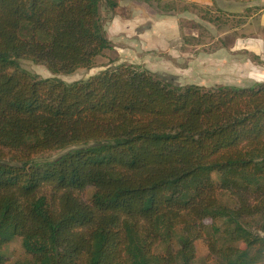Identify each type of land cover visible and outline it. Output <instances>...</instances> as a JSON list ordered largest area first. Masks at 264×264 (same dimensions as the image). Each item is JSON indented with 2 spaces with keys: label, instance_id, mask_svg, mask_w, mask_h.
Instances as JSON below:
<instances>
[{
  "label": "trees",
  "instance_id": "trees-1",
  "mask_svg": "<svg viewBox=\"0 0 264 264\" xmlns=\"http://www.w3.org/2000/svg\"><path fill=\"white\" fill-rule=\"evenodd\" d=\"M120 1L0 0V264H193L201 239L219 264H264V83L20 66L92 68Z\"/></svg>",
  "mask_w": 264,
  "mask_h": 264
},
{
  "label": "rangeland",
  "instance_id": "rangeland-1",
  "mask_svg": "<svg viewBox=\"0 0 264 264\" xmlns=\"http://www.w3.org/2000/svg\"><path fill=\"white\" fill-rule=\"evenodd\" d=\"M263 8L264 0L219 1L211 9L187 0H121L114 11L103 5L100 8L104 33L112 49L97 57L92 68L68 75L53 74L28 58L21 59L20 66L40 78H58L66 83L86 80L121 63L140 65L177 87L196 85L211 89L264 83V60L247 52L238 57L226 55L222 48L231 46L240 35L264 38L257 18ZM240 22H244L243 28ZM56 156L43 153L37 159L50 161ZM87 196L89 193L84 195ZM203 224L210 226L211 221L205 219ZM240 247L244 249L245 245ZM195 248L197 258L193 264H219L216 257L209 256L205 240L196 241ZM7 256L10 261L23 258L19 239L8 246Z\"/></svg>",
  "mask_w": 264,
  "mask_h": 264
},
{
  "label": "crops",
  "instance_id": "crops-1",
  "mask_svg": "<svg viewBox=\"0 0 264 264\" xmlns=\"http://www.w3.org/2000/svg\"><path fill=\"white\" fill-rule=\"evenodd\" d=\"M190 3H192L195 6H204L205 8H209L211 9L214 5H218L219 1L221 2H225L227 3L228 0H187ZM242 5V4H241ZM208 9V10H209ZM258 26L264 29V8L262 10H260L258 12ZM178 18V14L176 15ZM136 16L132 15V18H134ZM195 17V16H194ZM226 17H229V15H226ZM166 18H173L174 20L177 19L175 17H171V16H167ZM237 19H239V17H236ZM244 18V17H242ZM162 19L163 16H162ZM161 21V20H160ZM226 20L224 19L222 21L225 22ZM244 22H240L241 26L240 28H243L245 26V24H243ZM238 29V28H236ZM222 48L225 50V54L226 55H236V57L244 53H251L256 57H259L260 60H264L263 56H264V38H261L259 36H252V37H242L241 35L236 37L233 40V44L229 47H224L222 45ZM223 49L221 50L223 52ZM229 57V56H228ZM241 64V63H240ZM239 65V64H238Z\"/></svg>",
  "mask_w": 264,
  "mask_h": 264
}]
</instances>
